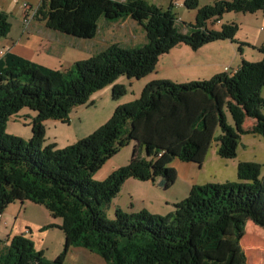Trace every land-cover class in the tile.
<instances>
[{"label": "trees", "instance_id": "trees-1", "mask_svg": "<svg viewBox=\"0 0 264 264\" xmlns=\"http://www.w3.org/2000/svg\"><path fill=\"white\" fill-rule=\"evenodd\" d=\"M184 6L198 10L187 32L177 29L173 5L165 11L147 0H42L38 15L52 31L87 41L97 36L100 20L130 19L142 25L147 42L111 45L63 71L11 53L0 59V213L15 201L46 206L63 221L59 228L66 237L53 262L24 236L0 241V264H65L72 247L98 254L106 264H235L247 224L264 230V168L256 163L238 164V182L194 186L166 216L118 207L111 220L106 212L128 179L155 184L161 178L159 186L170 189L178 180L170 167L176 159L202 167L216 144L218 157L233 160L243 135L264 137V57L242 60L235 74L207 81L155 80L89 137L64 150L42 147L47 119L68 123L72 108L87 105L110 85L113 98H120L121 77L145 79L179 45L193 51L226 40L250 46L236 41V23L214 30L211 22L233 12L264 13V0H213L202 8L197 0H185ZM10 18L0 10V38L11 33ZM250 48L264 55V46ZM25 108L38 114L28 141L5 132L10 118ZM247 120L255 121L250 131L243 129ZM132 142L131 163L95 181L103 165Z\"/></svg>", "mask_w": 264, "mask_h": 264}, {"label": "rangeland", "instance_id": "rangeland-1", "mask_svg": "<svg viewBox=\"0 0 264 264\" xmlns=\"http://www.w3.org/2000/svg\"><path fill=\"white\" fill-rule=\"evenodd\" d=\"M197 1L199 8L213 4V0ZM147 2L165 11L173 5L172 11L177 20V29L181 32L191 31L192 26L196 24L198 10H190L185 7V0H147ZM5 4L10 6L9 12L13 14L9 23L11 24V36L16 40L24 34L23 27H21L23 13H29V7L32 5V11L35 10V13L38 14V10L42 8V0H0V7ZM262 15L263 13L261 12L254 15L236 14L233 12L225 14L221 24L226 25L232 24L233 22L237 24L243 23L250 26L253 31L261 30L262 26H264ZM42 23L45 24L46 22L43 21ZM221 24L217 23V21H212L211 27L214 28L217 25L219 28H222ZM106 25L107 23L104 20H100L98 39L91 42L63 35L70 40L68 42L63 37L59 36V38H54L52 34L46 33L44 35L42 33L41 35H44L43 38L40 37L42 42L44 40L50 41L53 46H60V48L53 56L42 55L41 64L54 70H69L76 62L87 61L93 55H98L103 52L102 50L112 43H108V45L106 43L102 46L97 44H103L102 41L106 40L107 37L108 39L112 37L109 42H114L123 37L119 36L120 34H128L130 35L131 41H133L132 34H134L139 41L142 38L144 39V35H146V32H143L140 25L130 19L121 21L118 25H113V31H116L117 34L109 30L107 37V33L104 32V26ZM43 30L47 32L46 30H49V28L45 26ZM123 40L129 41L130 39L125 37ZM122 46L128 47L126 45ZM233 46L235 47L236 54L239 56L238 60H240L242 52L245 55L244 57L248 59L246 61L250 63H257L263 60L264 55L253 50L249 45L240 46V44H234ZM181 48L179 46L175 49L180 50ZM239 48L242 49L241 53L239 52ZM166 56L160 59L156 71L146 79L128 80L126 77H121L116 82V84L124 86L125 89V92L120 98H113L110 85L100 92L94 93L87 105L72 108L68 123L60 120L47 119L44 122L45 141L42 147L45 148L46 146L55 145L57 150H64L77 141L89 137L106 125L119 107L132 104L139 100L143 90L155 80L172 81L176 84H184L187 80H193L192 71L185 72L183 69L187 67V64L191 66L189 62L195 57V53L180 50V53H176V58H173L172 55ZM174 59L178 60V62H173ZM262 96L264 97V91L262 92ZM37 115V113L28 108L23 109L19 114L10 118L5 129L6 134L25 141L30 140L32 137V123ZM254 123L255 121L253 120L246 121L243 129L250 131ZM135 148V142H132L126 148H122L115 157L103 165L93 179L97 182H102L120 167H126L132 161ZM216 151L217 147L214 144L208 152L206 165L202 169L197 164L185 163L178 159L170 167L173 168L175 166L180 172L182 171L181 166H185L186 168L192 166L199 167V182L201 184L238 182L237 167L240 162L256 163L262 165L264 168V137L261 135L248 133L243 135L237 157L233 160L218 157ZM131 180L135 182V185L133 187L129 186L131 182L124 185L121 195L119 194L117 200L119 201L121 197L125 200L127 196H133L134 206L136 207L133 213L146 211L156 216H166L175 211V204L185 200L189 196L187 179L184 175H182L179 181L176 180L170 189L159 186V182L162 180L161 178L156 180L155 184L151 181L141 182L134 178ZM114 204L115 201H113L110 209H106L108 218L111 220L114 219ZM62 223L61 218L52 217L47 211L46 206L36 205L31 203V201H26L25 203L15 201L6 207L2 214L0 241L16 236H24V238L29 239L33 243L36 252H42L46 262H53L64 250L66 237L59 228ZM65 264H106V262L98 254L91 253L87 249L72 247L69 254H67ZM235 264H264V230L259 226L251 222L247 224L241 240L240 251L236 255Z\"/></svg>", "mask_w": 264, "mask_h": 264}, {"label": "crops", "instance_id": "crops-1", "mask_svg": "<svg viewBox=\"0 0 264 264\" xmlns=\"http://www.w3.org/2000/svg\"><path fill=\"white\" fill-rule=\"evenodd\" d=\"M30 4V3H28ZM9 5H2L0 7V10L5 11L10 17H12V13L9 12L10 8ZM32 5L29 7L30 10L29 13H23V21L21 22V27H23V32L24 34L22 35V37L17 38L16 40L14 38H12L11 33L9 34L8 37L6 38H0V47H5V49L8 50L9 53L20 56V58H23L25 60H29L31 62H34L35 64L38 65H42L41 64V56L45 55V56H53L55 55V53L57 52V50H59L60 46H53L51 44L50 41H41V38H43V36L48 33V34H52V36L54 38H59L63 37L64 40H67L68 42H70L69 39L65 38L63 36V34H60L56 31H52V29L46 30L47 32H44L43 27H45V24L42 23L43 21L40 19V16L35 13V10L32 11ZM31 11V13H30ZM260 13V12H259ZM263 13V12H261ZM263 19H264V13H263ZM26 20H28L29 22L27 23ZM128 20V19H126ZM126 20H122V21H126ZM133 21V20H131ZM31 22V23H30ZM105 23H107L106 26H104V32L107 33L109 30H111L113 33L115 32L117 34L116 31H113V25H118L121 21L116 22V23H109L104 21ZM135 22V21H133ZM220 24L222 23V20L219 21ZM136 24H138L137 22H135ZM236 23V22H233ZM140 25V24H138ZM240 27L235 39L237 42L239 43H243V44H250V46L255 47V48H259L261 46H264V34L260 31V30H256L253 31V29H251L250 26L240 23L237 24ZM221 26H223V24H221ZM140 27L142 28L143 32H144V28L142 27V25H140ZM264 27V26H262ZM47 28V27H46ZM98 28L100 30V26L98 25ZM214 30H219L221 28H219L217 25H215V27L213 28ZM99 30L97 33V36L95 37L96 40L98 39V34H99ZM136 33H138L137 31H135ZM44 33V35L42 36L41 34ZM126 33V32H124ZM145 33V32H144ZM109 35V33H107L106 37ZM119 36H123L122 38H120L119 40L116 41H111V38L102 41L103 44H97V45H104L107 43H112L110 45H126L128 46V48H134V47H139L141 45H145L147 42L146 39V35H144V39H140L139 41L137 40L136 36L134 34H132V39L133 41H131L130 35L128 34H120ZM128 37V39H130L129 41H125L123 40V38ZM40 38V39H38ZM93 40H87L89 42L93 41ZM84 41V40H82ZM109 45V46H110ZM234 43L226 40V41H217L211 44H208L206 46L201 47L199 50L197 51H193L191 48H189V46L187 45H179L180 47H185V48H181L180 50H184L185 52H189V53H195V57L192 58L190 60L189 63H191V66H189L187 64V67H184V71H192L191 74H193V80H187L186 83H191V82H195V81H207L210 80L211 78H213L216 75H222L224 73H226V69L230 68L231 69V73L234 71L236 72L241 64L242 60H248L246 59V57H244V53L242 52L240 55V60H238L239 56L236 54L235 51V47L233 46ZM109 46H106V48H104V50H106ZM177 46V47H179ZM176 47V48H177ZM102 50V51H104ZM180 50H176V49H172V51L167 54L166 57L169 56H173V58H176V53L179 52ZM257 51V50H256ZM162 58V57H161ZM238 60V62H237ZM173 62H178V60H173ZM44 66V65H42ZM47 67V66H46ZM50 68V67H49ZM54 70V69H52ZM151 75V74H150ZM149 75V76H150ZM148 76V77H149ZM147 78V77H146ZM145 78V79H146ZM190 81V82H188ZM110 88H112L110 86ZM248 121V120H247ZM254 126V124L252 125ZM217 155V154H216ZM208 156V155H207ZM206 161H207V157L205 160L204 165L201 167V169L206 165ZM175 170L177 169V167H173ZM181 172L179 171V169H177V173H178V180L179 181L182 178V175H184L187 179V189H188V193L190 194L192 188L194 186L200 185H206L208 183L205 184H201L200 181V175H199V171L200 168L199 167H189L186 168L185 166H181ZM238 178V177H237ZM132 179V178H131ZM131 179H128L124 185L128 184V182H131L129 186L133 187L135 185V182L132 181ZM226 183V182H225ZM219 184V183H217ZM223 184V183H222ZM188 194V195H189ZM121 195V194H120ZM187 197V196H186ZM118 198H116L115 204H114V210L117 209L118 207L121 208V210H123V212L125 213H133V211L136 209V207L134 206V197L133 196H127V198L124 200L123 197H121V199L118 201ZM131 199V200H130ZM152 211V210H150ZM153 212V211H152ZM155 213V212H153Z\"/></svg>", "mask_w": 264, "mask_h": 264}, {"label": "built area", "instance_id": "built-area-1", "mask_svg": "<svg viewBox=\"0 0 264 264\" xmlns=\"http://www.w3.org/2000/svg\"><path fill=\"white\" fill-rule=\"evenodd\" d=\"M26 22L28 23L29 21L26 20ZM217 23H220V22L217 21ZM260 31L264 34V27H262ZM7 53H9V52H8L7 49H5V47H0V59L3 58ZM226 73H228V74H235L236 72L233 71L231 73V69L230 68H227L226 69ZM1 221H2V213H0V223H1Z\"/></svg>", "mask_w": 264, "mask_h": 264}]
</instances>
